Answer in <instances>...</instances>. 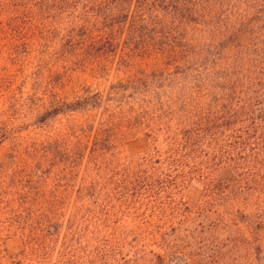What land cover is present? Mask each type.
<instances>
[{"label":"rangeland","instance_id":"obj_1","mask_svg":"<svg viewBox=\"0 0 264 264\" xmlns=\"http://www.w3.org/2000/svg\"><path fill=\"white\" fill-rule=\"evenodd\" d=\"M73 2L0 0V264H70L71 230L80 264H264L255 209L210 189L234 173L176 155L179 123L152 108L176 100L174 64L127 56V26L94 44L97 3ZM89 96L102 104L66 111Z\"/></svg>","mask_w":264,"mask_h":264},{"label":"trees","instance_id":"obj_2","mask_svg":"<svg viewBox=\"0 0 264 264\" xmlns=\"http://www.w3.org/2000/svg\"><path fill=\"white\" fill-rule=\"evenodd\" d=\"M80 1L86 10L93 7L87 3H97L93 27L101 28L106 37L98 35L94 44L104 40L114 46L120 41V28L127 26V56L141 57L139 53L156 49L174 64L178 84H183L177 88L176 100L168 101L167 111L161 108L162 94L157 93L158 105L152 107L157 119L169 116L179 123L174 135L168 127L170 138L180 144L176 155H199L198 164L202 170L209 168L211 175L224 166L231 169L232 185L212 181L210 189L220 200L233 202L240 196L242 204L254 208L242 218L260 237L264 232V0H74V6ZM198 28L204 29L201 37L191 33ZM101 104L99 97L89 96L65 106L66 111H77ZM228 187L236 197L227 194ZM230 215L225 213L222 219L239 231ZM70 235L76 236L73 230L66 231V262L80 264L79 245L70 244ZM257 249L264 254L261 245Z\"/></svg>","mask_w":264,"mask_h":264}]
</instances>
